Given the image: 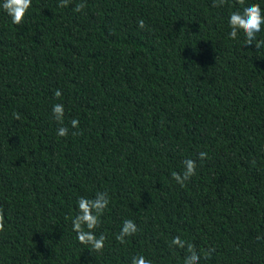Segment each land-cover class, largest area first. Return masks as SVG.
I'll use <instances>...</instances> for the list:
<instances>
[{
  "label": "trees",
  "instance_id": "trees-1",
  "mask_svg": "<svg viewBox=\"0 0 264 264\" xmlns=\"http://www.w3.org/2000/svg\"><path fill=\"white\" fill-rule=\"evenodd\" d=\"M252 3L264 10L32 0L20 25L0 7V264H183L177 236L199 264H264V46L244 45L242 31L231 39L228 23ZM185 159L196 173L181 186L171 173ZM98 192L109 197L94 230L102 252L72 230L78 199ZM125 220L138 231L121 244Z\"/></svg>",
  "mask_w": 264,
  "mask_h": 264
},
{
  "label": "clouds",
  "instance_id": "clouds-1",
  "mask_svg": "<svg viewBox=\"0 0 264 264\" xmlns=\"http://www.w3.org/2000/svg\"><path fill=\"white\" fill-rule=\"evenodd\" d=\"M240 5H244L245 0H236ZM70 0H59L58 7H67ZM226 3V0H214V6L221 7ZM32 6V0H3L0 7L11 18V22L14 25H20L24 22V18ZM86 5L84 3H77L74 7V12H82ZM138 27L143 29L145 22L143 19L137 21ZM230 32L229 37L231 39H237V33L243 32L245 37L244 45L251 46L255 44L256 50L264 46V40H257V34L261 32L262 25H264V10L261 9L257 3L244 7L243 11H235L230 14L229 17ZM56 98H60L62 92L57 89L54 93ZM54 119L61 125L64 123V106L63 104H55L52 108ZM13 117L16 120L20 119L19 113H13ZM71 126L73 129H79V120L72 119ZM67 127H60L57 130L59 137H66L68 135ZM73 135L80 133L73 132ZM208 154L201 151L198 154L200 160L206 159ZM184 171L182 174L173 171L171 173L172 179L178 184L184 186L185 182L190 180L196 173V162L192 159H185L183 161ZM78 214L75 219L72 220V230L76 233V238L79 243L87 245L91 250L96 252H102L105 246L106 236L101 234L98 238L94 234V230L100 224V217L104 214L105 209L109 205V197L106 192H98L94 199H87L80 197L77 201ZM87 229V230H85ZM5 230V220L3 210L0 209V232ZM138 231L136 224L132 220H125L123 226L116 236V240L119 243L124 244L126 237L134 235ZM171 245H175L181 249H185L188 255L185 256L183 264H199L200 255L195 251V247L192 243H188L182 240L179 236L174 237L171 241ZM170 245V246H171ZM214 249H208L205 253V259L211 256ZM132 264H152V262L146 259L143 255H138L132 259Z\"/></svg>",
  "mask_w": 264,
  "mask_h": 264
}]
</instances>
